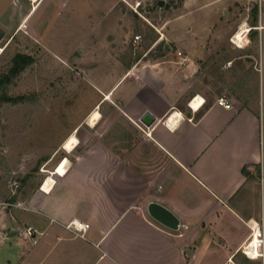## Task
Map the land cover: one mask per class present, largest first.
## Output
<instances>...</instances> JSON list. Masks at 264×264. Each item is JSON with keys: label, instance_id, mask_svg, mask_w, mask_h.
Returning a JSON list of instances; mask_svg holds the SVG:
<instances>
[{"label": "crops", "instance_id": "obj_1", "mask_svg": "<svg viewBox=\"0 0 264 264\" xmlns=\"http://www.w3.org/2000/svg\"><path fill=\"white\" fill-rule=\"evenodd\" d=\"M43 2L33 9L31 0H0L3 37L10 42L35 35L28 17ZM256 53L258 98L252 103L220 94L230 108L216 103L220 95L209 99L188 89L194 66L188 54L184 66L177 57L146 54L117 77L92 78L99 94L86 113L97 109L100 117L90 123L81 116L57 134L41 164L54 165L40 171L38 187L0 201V247L7 248L9 264H264L263 41ZM195 95L205 101L196 110L190 106ZM104 103L139 131L147 151L117 152L101 138H82L85 126L88 134L103 122ZM174 109L182 117L170 125ZM145 111L155 118L148 127L140 121ZM71 134L77 144L67 151L63 144ZM65 159V172L57 173ZM50 177L54 181L45 189ZM150 201L172 211L180 227L172 230L150 217ZM70 220L89 224L84 237L65 227ZM27 226L39 232L35 241L23 234ZM252 226L262 232V241L252 245L257 257L242 250Z\"/></svg>", "mask_w": 264, "mask_h": 264}, {"label": "rangeland", "instance_id": "obj_2", "mask_svg": "<svg viewBox=\"0 0 264 264\" xmlns=\"http://www.w3.org/2000/svg\"><path fill=\"white\" fill-rule=\"evenodd\" d=\"M134 1L44 0L28 17V29L35 27L36 37L32 31L10 42L7 36L0 39V75L16 54L31 59L0 90L25 98L0 102V201L30 193L44 178L40 171L51 170L54 162L41 164L48 148L55 146L54 137L81 116L89 119L86 110L99 94L92 78L109 73L117 77L146 54L176 59L180 50L194 58L186 78L192 92L209 99L232 94L244 102L256 101L261 74L256 45L264 42V28L256 29L244 47L232 44L230 37L243 24H251L254 6L255 24L260 19L264 23V0H163L162 6L159 0H143L140 15L128 4ZM135 34L141 35L140 41L133 40ZM157 43L170 48H156ZM101 111L102 123L88 134L86 126L82 129L84 140L101 138L117 152L147 151L140 144L142 135L118 110L104 103ZM14 179L17 188L10 185ZM8 259L7 248L0 247V264H9Z\"/></svg>", "mask_w": 264, "mask_h": 264}, {"label": "built area", "instance_id": "obj_3", "mask_svg": "<svg viewBox=\"0 0 264 264\" xmlns=\"http://www.w3.org/2000/svg\"><path fill=\"white\" fill-rule=\"evenodd\" d=\"M142 2H143V0H135L134 2L128 3V4L133 9V11H135L137 14L140 15L139 8L142 6ZM239 28H242L240 40L239 41H236L233 38L235 33L230 37V40H231L232 44H234L235 46L244 47V46H247L250 43V40H249L250 31L252 29L261 30L262 26L260 24L255 25V26H251V25H247V24L244 25L243 24ZM133 40L135 42L140 41L141 40V35L140 34H135ZM175 54H176V56L178 58L177 63L179 65L184 66V65L187 64L189 58H188V56L186 54L182 53L180 50H177ZM196 96L197 95H195L194 97H192L190 99V102L193 99H195ZM201 99H202V102H201V105L200 106H202L204 104V102H205L203 98H201ZM216 103L218 105H220V106H223L224 108H230L231 107V103L223 95H220V96H218L216 98ZM10 185L12 187H14V188H17L19 186L17 180H15V179L10 181ZM65 227L68 230H70L72 233H74L75 235L80 236V237H84L85 231L89 227V224L83 223V222H81L79 220H70L68 223L65 224ZM254 227L255 226H252V232L250 233V235L252 236L251 237V240L246 245H244V247L242 249L243 252H245L246 254H247V252H246L245 248L246 247H249V246L252 247L251 243H252L253 238L255 237ZM256 229H257L256 232H257V237H258V239H257V243H258L259 241H262V237H261L262 232H261L259 226H257ZM38 233L39 232L36 229L32 228L31 226H27L23 230V234L26 237H28L31 240H33V241L36 240L35 239L36 238L35 236ZM255 247H257V245H255Z\"/></svg>", "mask_w": 264, "mask_h": 264}, {"label": "bare ground", "instance_id": "obj_4", "mask_svg": "<svg viewBox=\"0 0 264 264\" xmlns=\"http://www.w3.org/2000/svg\"><path fill=\"white\" fill-rule=\"evenodd\" d=\"M33 2V5H34V9L36 8L37 6V3L40 1V0H31ZM241 31H242V28L239 29L237 31V33L235 34V36L233 37L236 41H239L240 38H241ZM2 50V48H1ZM108 99V97H107ZM201 102H202V99L200 96H197L195 97V99H193L191 102H190V106L192 107V109L196 110L200 107L201 105ZM100 117V113L97 109L93 110L92 112H90V115H89V122L90 123H94L98 118ZM182 117V113L181 111L177 110V109H174L172 111V114L170 115V125L176 123V119L177 118H181ZM93 125V124H92ZM77 144V138L75 137V135L71 134L69 137L66 138V140L64 141V144H63V147L64 149H66L67 151H70L74 145ZM67 162V160L65 159L64 162H62L56 169L57 173H64L65 172V163ZM54 180L50 177V178H47L46 181H45V185H44V188L48 189L50 186V184L53 182ZM255 230V237L253 238L252 240V243L251 245L255 244L257 245V232H256V228L254 229ZM252 237V236H251ZM247 243V242H246ZM246 252L250 255V256H253V257H257L258 253L255 252L253 253L252 251V247H246L245 248ZM254 259V258H252Z\"/></svg>", "mask_w": 264, "mask_h": 264}, {"label": "water", "instance_id": "obj_5", "mask_svg": "<svg viewBox=\"0 0 264 264\" xmlns=\"http://www.w3.org/2000/svg\"><path fill=\"white\" fill-rule=\"evenodd\" d=\"M157 4L162 6L164 4V1L159 0ZM3 35L4 32L0 28V39L3 37ZM246 58L253 60L251 57H246ZM154 119H155L154 116L149 111H145L140 117L141 123L147 127L152 124ZM147 212L150 215V217H152L155 221H157L158 223L169 229L176 230L180 227V221L178 217L167 207L156 201H150L147 204Z\"/></svg>", "mask_w": 264, "mask_h": 264}, {"label": "trees", "instance_id": "obj_6", "mask_svg": "<svg viewBox=\"0 0 264 264\" xmlns=\"http://www.w3.org/2000/svg\"><path fill=\"white\" fill-rule=\"evenodd\" d=\"M257 21V8L254 6L251 9V26H255ZM253 32H257L256 29H252L249 34V38L253 40ZM153 39V38H152ZM164 48L161 43H157L156 48ZM31 61L28 55L18 53L12 58V65L6 73L0 75V90L11 81V78L14 77L19 70L22 68V64H27ZM24 96L11 97L5 93L0 94V102H18L24 100ZM14 197H12V200Z\"/></svg>", "mask_w": 264, "mask_h": 264}]
</instances>
